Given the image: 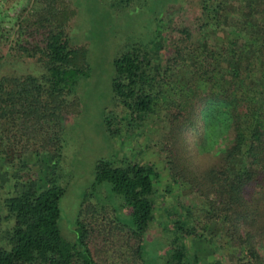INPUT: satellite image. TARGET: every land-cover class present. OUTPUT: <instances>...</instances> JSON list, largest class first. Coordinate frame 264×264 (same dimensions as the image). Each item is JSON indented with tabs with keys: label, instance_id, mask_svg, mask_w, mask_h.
Masks as SVG:
<instances>
[{
	"label": "trees",
	"instance_id": "16d2710c",
	"mask_svg": "<svg viewBox=\"0 0 264 264\" xmlns=\"http://www.w3.org/2000/svg\"><path fill=\"white\" fill-rule=\"evenodd\" d=\"M195 2V26L178 28L173 65L155 59L158 27L113 59V96L128 118L164 110L169 173L184 195L165 203L153 164L99 158L73 238L59 225L65 189L55 170L61 118L79 111L75 84L88 75L87 47L72 41L76 9L67 0H33L18 14L7 52L40 71L0 72V264H148L145 235L156 214H164L172 264L198 262L190 241L229 247L231 264H264V0ZM116 119L105 116L111 136L120 132ZM189 129L199 137L192 151ZM105 182L132 223L99 202L96 187Z\"/></svg>",
	"mask_w": 264,
	"mask_h": 264
},
{
	"label": "rangeland",
	"instance_id": "374dc122",
	"mask_svg": "<svg viewBox=\"0 0 264 264\" xmlns=\"http://www.w3.org/2000/svg\"><path fill=\"white\" fill-rule=\"evenodd\" d=\"M33 0H0V72H26L40 67L26 57L8 54L13 45L18 14L31 9ZM76 9L71 20L70 35L76 44L87 47L88 75L80 76L75 84L79 100V111L61 118L63 127V157L55 170L57 181L65 191L60 200L59 225L62 234L73 238L72 223L78 213L86 192L95 181V163L99 158L123 157L141 163L153 164L159 171L156 182L160 193L168 203L173 197L184 195L178 183L172 181L168 168L170 140L166 137L168 119L164 110L135 119L128 118L125 108L116 103L112 91L114 75L113 59L125 51L130 42H149L155 29L162 28L159 45L154 48L157 61L173 65V44L180 36L178 28L195 26L198 7L195 0H67ZM163 19V23H158ZM168 23V25H167ZM172 28V29H171ZM174 28V29H173ZM157 29V30H158ZM159 30L157 31V33ZM160 106V105H159ZM162 107V106H161ZM160 107V109H161ZM158 108V107H157ZM164 109V108H163ZM114 120L120 132L111 136L105 125V116ZM125 116V117H124ZM186 131L187 144L195 150L198 133ZM220 140V139H219ZM99 202L113 209L115 215L126 223H132L130 211L121 204L118 195L108 192L109 184L97 185ZM104 190L103 192H101ZM110 194L112 197L108 196ZM1 195V193H0ZM91 201L98 199L90 197ZM161 213V212H160ZM156 214L146 232L145 253L148 264H172L169 262L171 246L161 230L162 216ZM5 223L0 224V228ZM219 242L225 241L219 225L210 224ZM190 255L199 258L193 264H231L237 258L236 252L227 246L209 247L205 242L190 241Z\"/></svg>",
	"mask_w": 264,
	"mask_h": 264
}]
</instances>
